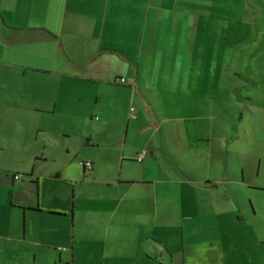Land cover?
<instances>
[{
  "label": "crops",
  "instance_id": "crops-1",
  "mask_svg": "<svg viewBox=\"0 0 264 264\" xmlns=\"http://www.w3.org/2000/svg\"><path fill=\"white\" fill-rule=\"evenodd\" d=\"M227 1L0 0V150L52 168H0V206L22 212L35 260L56 264L61 244L70 257L58 262L75 264L89 225L103 228L107 253L138 225L233 223L234 145L213 75ZM153 237L144 249L135 237L115 264H175L170 240ZM207 240L189 245H228ZM180 251L185 264L194 248Z\"/></svg>",
  "mask_w": 264,
  "mask_h": 264
},
{
  "label": "rangeland",
  "instance_id": "rangeland-1",
  "mask_svg": "<svg viewBox=\"0 0 264 264\" xmlns=\"http://www.w3.org/2000/svg\"><path fill=\"white\" fill-rule=\"evenodd\" d=\"M227 2V7L221 6L228 11L221 19L213 75L220 80L216 103L218 124L220 129L223 124L228 127L229 141L234 145L230 151L232 170L240 182L235 183L238 196L233 223L212 228L211 225H205L207 228L203 225H138L132 239L122 233V237L116 236L107 253L99 243L103 239V228L89 225L92 231L83 230L88 240L75 246V264H115V260L125 254L126 245L134 248L135 237L140 249H144L153 244L146 237L154 239L153 236L170 240L168 244L175 254V264L180 250L184 248L187 254L191 247L193 255L185 264H264V0ZM27 152L31 151L0 150L1 170L8 171L9 175L18 170L52 172L50 163L31 160L26 157ZM68 221V226L72 227L71 217ZM23 226L20 210L0 206V264H55L51 258L42 262L40 258L34 259L33 249H40L22 242ZM219 236L225 237L228 245L216 253L214 247L189 245V240L195 239L207 245V239ZM68 248L61 244L54 247L52 254L56 256V264H60L57 256L60 252L70 257ZM206 250L215 257L211 262L203 257ZM139 254L142 255L141 251Z\"/></svg>",
  "mask_w": 264,
  "mask_h": 264
},
{
  "label": "built area",
  "instance_id": "built-area-1",
  "mask_svg": "<svg viewBox=\"0 0 264 264\" xmlns=\"http://www.w3.org/2000/svg\"><path fill=\"white\" fill-rule=\"evenodd\" d=\"M121 80L123 81L124 79H121ZM130 117H131V118H135V110H134V108H130ZM146 153H147L146 149H142V150L137 154V156H136V161L141 162V161L145 158ZM83 165H84L86 168H88V169H91V168H92V164H91L90 162H84ZM18 178H19V175H15V176H14V179H18Z\"/></svg>",
  "mask_w": 264,
  "mask_h": 264
},
{
  "label": "trees",
  "instance_id": "trees-1",
  "mask_svg": "<svg viewBox=\"0 0 264 264\" xmlns=\"http://www.w3.org/2000/svg\"><path fill=\"white\" fill-rule=\"evenodd\" d=\"M15 175H18V174H13V178H14Z\"/></svg>",
  "mask_w": 264,
  "mask_h": 264
}]
</instances>
